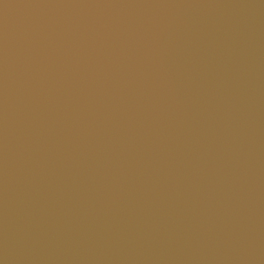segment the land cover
Returning <instances> with one entry per match:
<instances>
[{"label": "water", "instance_id": "1", "mask_svg": "<svg viewBox=\"0 0 264 264\" xmlns=\"http://www.w3.org/2000/svg\"><path fill=\"white\" fill-rule=\"evenodd\" d=\"M0 264H264V0H0Z\"/></svg>", "mask_w": 264, "mask_h": 264}]
</instances>
